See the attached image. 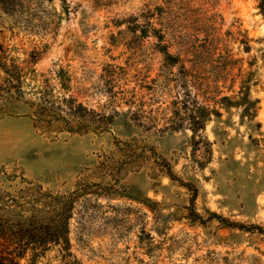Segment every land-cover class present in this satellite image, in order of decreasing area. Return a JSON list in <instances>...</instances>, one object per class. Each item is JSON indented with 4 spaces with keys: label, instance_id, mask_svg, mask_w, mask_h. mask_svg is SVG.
I'll list each match as a JSON object with an SVG mask.
<instances>
[{
    "label": "rangeland",
    "instance_id": "rangeland-1",
    "mask_svg": "<svg viewBox=\"0 0 264 264\" xmlns=\"http://www.w3.org/2000/svg\"><path fill=\"white\" fill-rule=\"evenodd\" d=\"M160 43L196 61L205 97H233L197 137L163 120ZM0 65L1 213L71 205L70 245L21 264H264L259 0H0ZM64 97L72 115L43 111ZM8 234L0 264H17Z\"/></svg>",
    "mask_w": 264,
    "mask_h": 264
},
{
    "label": "trees",
    "instance_id": "trees-1",
    "mask_svg": "<svg viewBox=\"0 0 264 264\" xmlns=\"http://www.w3.org/2000/svg\"><path fill=\"white\" fill-rule=\"evenodd\" d=\"M259 1L260 5L264 6V0ZM160 48L164 62L161 86H163V90L167 91L168 89L175 93L167 106L160 110L165 112L163 120L172 129H179L188 124L197 137L199 132L206 128L213 115H220L218 106L232 102L233 97L228 94H219L217 95L219 97L214 99L205 97L206 78L196 61L181 54L170 52L165 43H160ZM175 67L177 70L173 71ZM154 81L155 87H158L160 85L158 79H154ZM64 85L66 84L64 83ZM155 87L154 89H156ZM126 100L130 107L136 106L137 115L144 116V113L147 112L144 109L145 101L137 102L135 94ZM63 101L67 109H63L60 105L57 106L58 102L56 101H46L48 105H42L43 111H51L59 116H62L63 112L72 115L74 97H64ZM146 118L151 119L150 116H146ZM201 138L203 139V136ZM207 142L209 141L207 140ZM169 175L173 178L172 173ZM54 201L55 207L51 212L44 208L40 209L37 203H27L26 206L28 207L24 206L22 210L17 212L5 211L1 213L0 211V231L9 232L6 238H15L19 244V250L15 253L17 264H21V261L26 259L28 248L33 249V246L51 242L70 245L68 237L71 218L70 201L63 196H57ZM2 255L3 253L0 251V257Z\"/></svg>",
    "mask_w": 264,
    "mask_h": 264
}]
</instances>
